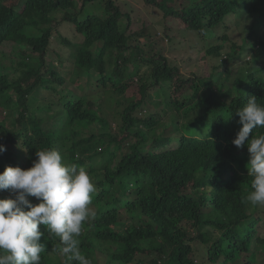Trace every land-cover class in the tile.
Returning <instances> with one entry per match:
<instances>
[{"label":"trees","instance_id":"trees-1","mask_svg":"<svg viewBox=\"0 0 264 264\" xmlns=\"http://www.w3.org/2000/svg\"><path fill=\"white\" fill-rule=\"evenodd\" d=\"M4 1L0 0V45L29 48L17 54L18 63L24 65L33 58L37 68L25 69L15 82L0 78V107L15 113L13 130L0 119V145L6 148L0 153V173L9 166L27 170L37 159L36 152L58 150L62 138L69 140L64 151L66 163L86 168L96 186L92 194L95 218L85 224L79 238L82 253L91 261L98 253L104 255L102 246L110 245L115 253L106 251V264H143L140 254L158 250L151 243L146 252L145 244L162 236L170 241V248L163 253L161 247L149 264H258L264 237L257 226L264 224V210L252 205L253 210H248L245 198L252 190L246 167L249 153L246 147L237 149L232 141L242 127L235 115L237 109L244 107L249 96L264 103V40L249 27L245 44H232V52L224 59L220 54L228 41L229 16L251 20L261 17L264 0H143L162 11L164 18H178L199 38L212 33L220 43L207 47L205 54L219 58L220 69L224 66L227 70L231 61H245L249 52L255 54L245 68L227 70L234 77H215L220 69L213 67L209 76L191 80L178 73L161 53L154 54L152 47L145 53L138 39L127 33V16L112 0L103 3L105 15L86 14L84 18L78 12L95 0H80L74 13L65 11L73 0H21L16 5ZM167 2L182 8L181 13L165 7ZM22 10L46 17L28 23L22 18ZM54 11L64 15L59 19L47 17ZM68 22L81 35L71 55L72 64L83 74H93L95 86L89 90L95 94L78 96L56 88L61 84L58 74L62 62L46 43L54 31L53 23ZM151 36L147 34L146 38ZM60 42L70 44L65 38ZM187 82L189 86H185ZM173 83L174 95L169 94L166 102L170 112L166 120L155 112L142 117V107L149 103L148 90H168ZM182 87L189 91H181ZM134 88L139 96L128 102L124 95ZM42 91L51 100L33 107V103L42 101ZM97 96L118 98L117 107L122 110L109 119L101 118V108L94 100L99 99ZM99 122L108 127L107 132L96 134L92 130L89 136L75 139ZM111 123L117 126L114 131ZM255 134H264V128ZM93 139L102 148H94L89 155L79 151L82 143L91 144ZM5 193L11 194L0 191V199L8 198ZM183 222H190L189 227ZM189 228L194 235L189 234ZM40 230L44 233L40 242L45 245L41 264H64V257L57 251L59 238L49 235L46 226H40ZM194 242L204 247L205 259L199 262L194 257Z\"/></svg>","mask_w":264,"mask_h":264},{"label":"rangeland","instance_id":"rangeland-1","mask_svg":"<svg viewBox=\"0 0 264 264\" xmlns=\"http://www.w3.org/2000/svg\"><path fill=\"white\" fill-rule=\"evenodd\" d=\"M21 0H6L4 1L6 5L10 4H17ZM105 0H95L92 3H88L82 12H78L79 17H85L86 14H97V15H105V11L103 9V3ZM114 2L115 7H118L119 10L122 12L123 15L127 16L128 21V28L127 33L134 35L140 43L141 46H143L145 53H148L150 50V47H152V51L154 54L161 53L163 57L172 64L175 65L174 68L179 71L181 75H183L184 78L191 80L193 78L202 77L205 78L209 76L212 72L213 67H219L220 59L214 58L213 56H209L205 54V49L207 47L217 46L219 45V41L217 38L214 37L212 33H207L204 35L203 38H199L200 35L196 33H191L188 31V29L179 21L178 18H164L163 12L160 10H157L155 7L148 6L143 3V0H112ZM80 4V0H73V4L68 6L66 8V12L68 13H74L75 9L74 6ZM22 7V4H21ZM20 7V9H21ZM165 7H169L175 12L181 13L182 8L176 9V6H174L172 3L167 2L165 4ZM22 18L24 21L28 23L35 24L37 21L44 20L46 17L45 15L39 13H36L35 11L30 10H22ZM77 13V12H76ZM80 13V14H79ZM64 15V12L62 11H54V13L47 17H54L55 19H59L61 16ZM246 16H243L242 19L236 18L233 16H229V19L227 20V27L228 30L226 32L228 41L224 45L220 57L224 59L226 55L230 54L232 52V44L235 45H243L245 44V40L247 38V30L249 27H252L254 30L258 32L259 35H262V39L264 40V14L261 17H257L255 19H247ZM80 19V18H79ZM53 22V21H52ZM122 23L125 24V20L122 19ZM47 26V25H46ZM54 31L52 32V36L47 40L46 46L49 50L55 51L59 55V59L61 58L62 67H61V73L58 74V77L61 81L60 86H57V90L62 93H68L73 92L75 95H90L95 94L94 90H89V88H93L95 86V78L93 74H83L79 69H77L72 64L71 55L73 53V49L77 46L76 44L80 43L81 35L78 34L75 28L74 24L65 23H53L52 24ZM45 28V27H44ZM44 30V29H43ZM42 30V31H43ZM41 31V32H42ZM147 34H151L152 36L148 39L146 38ZM217 35H221V31L217 32ZM62 38L67 39L70 44L66 45L63 44L61 41ZM201 39V40H200ZM193 47V48H191ZM29 51V48H20V47H13L11 43H4L0 45V78L7 80V81H18L22 75V72L25 69L35 70L37 68V62L35 60L33 61V58L28 59L25 61L24 65H20L18 62L17 54L21 53L22 51ZM92 51H95L97 53L98 50L96 48H93ZM94 52V53H95ZM249 54L244 60H241V62L235 60L227 63L226 68L227 70L233 71L234 68L237 67H243L245 68L248 66L246 63L249 62V59L252 60V58L255 56V54ZM247 59V60H246ZM132 67V66H131ZM135 67H132L134 69ZM146 66L142 67V69H145ZM223 69V70H222ZM222 69L219 70V72H216L214 75L215 77L221 76L222 79H224L227 76L234 77L235 75L232 74V72H229L227 70H224V66H222ZM220 71H222L220 73ZM229 74V75H228ZM81 76V77H80ZM80 77V78H79ZM215 79V78H214ZM87 81V82H86ZM134 83H138V77H135L133 79ZM232 81V80H231ZM230 81V82H231ZM84 82L85 85H84ZM226 82L225 85L230 84ZM88 84V86L85 88V86ZM190 83H186L185 86H189ZM84 88L83 90H80L81 87ZM175 87V83L167 90L163 87H157V88H150L148 90V105L142 107L141 115L142 117L148 116L150 112H155L159 116L162 117V121L166 120L167 115L169 112V109H167L166 102L169 100V94L171 96L174 95L173 91ZM137 88V87H136ZM134 88L128 91L124 97L128 102H132L133 98H138L137 89ZM182 90H186L187 92L189 89H186L182 87ZM168 92V93H167ZM11 97L14 99V93ZM41 97H44L45 101ZM131 97L132 100H131ZM42 101H37L36 103H33L32 106L40 105L45 103H48L51 100V96L48 97V93L45 91L41 92V96L39 97ZM99 99H94L96 104H99L101 108V112L99 113V116L101 118H111L113 113L114 116H116L117 112L122 110L120 107H117V103L119 102L118 98H113L110 100H107L105 97L102 98V96H97ZM167 99V101H166ZM86 100H89V97L86 98ZM168 110V111H167ZM51 113V112H50ZM51 117V115H50ZM14 118L15 113L11 110V108H3L0 107V119H2L3 125H5L6 128L9 130L14 129ZM49 118H42V121H48ZM115 126V128H114ZM110 127H112V130L114 131L116 129V125L114 123H111ZM96 134H102L104 132L108 131V127L103 124L102 122H99L97 125L90 126V128L86 129L85 131H82L78 134V136L75 139H81L85 136H89L91 132ZM119 136H122V133H119ZM173 136V135H172ZM69 140H64L62 138L61 146L58 147V150L62 153L63 158L66 156L65 149L69 146ZM102 146L98 144L96 139H93L91 144L90 143H82L80 145L79 151L84 152L86 154H92V151L94 148H99ZM64 152V153H63ZM65 156V157H64ZM64 162L66 163L65 159ZM86 169V168H85ZM87 170V169H86ZM201 190V189H199ZM5 195L10 198L13 197L9 193H5ZM110 198V195L106 196V200ZM29 199L35 204L38 203L37 201H34L35 198L29 197ZM248 210H253L252 206L249 204ZM93 208V211L95 212V208L93 205H91ZM260 210H264V205L257 206ZM251 212V211H250ZM96 213V212H95ZM262 221H264V215L262 217ZM185 225H190V222H183ZM207 233H211V229L205 228ZM258 233L261 237H264V224L261 225V223L257 226ZM189 234L194 235V232H190L189 228ZM170 241H167L166 237L158 236L155 240L152 242H149L145 244L143 249L148 252V245H151V243L155 244L154 246L160 250L161 252L165 253L168 252L170 248ZM195 245V252L196 254L194 257L196 258L197 262L200 261V259L204 256V247L194 242ZM103 247V248H102ZM100 251H103L104 255L97 254L96 257L92 259V261L96 264H106V254L108 253H115V249L112 248L110 245L108 246H102ZM151 250V247L149 248ZM149 250V251H150ZM158 250L150 251L146 254H140L138 258L143 261V264H149L148 262L150 260H153L156 258V253ZM117 251V250H116ZM53 257L55 259H60L58 256H55L53 254ZM258 261V264H264V251L259 254V256L256 258V262ZM57 264V263H56ZM118 264V263H117Z\"/></svg>","mask_w":264,"mask_h":264},{"label":"clouds","instance_id":"clouds-1","mask_svg":"<svg viewBox=\"0 0 264 264\" xmlns=\"http://www.w3.org/2000/svg\"><path fill=\"white\" fill-rule=\"evenodd\" d=\"M235 115L242 125L232 144L247 148L246 165L251 191L245 202L264 205V103L249 96ZM6 151L0 145V153ZM32 167H6L0 173V191L8 190L14 198L0 199V264H41V243L46 226L49 235L59 238V255L64 264H92L80 248L84 226L95 218L92 194L96 186L83 166L67 164L59 150L50 148L35 153ZM29 197L39 203H33Z\"/></svg>","mask_w":264,"mask_h":264}]
</instances>
